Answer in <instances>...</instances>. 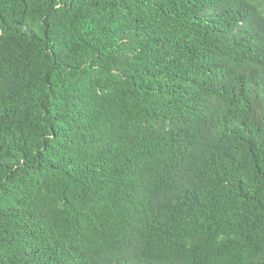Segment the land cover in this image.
I'll list each match as a JSON object with an SVG mask.
<instances>
[{
	"label": "trees",
	"instance_id": "16d2710c",
	"mask_svg": "<svg viewBox=\"0 0 264 264\" xmlns=\"http://www.w3.org/2000/svg\"><path fill=\"white\" fill-rule=\"evenodd\" d=\"M0 264H264V0H0Z\"/></svg>",
	"mask_w": 264,
	"mask_h": 264
}]
</instances>
